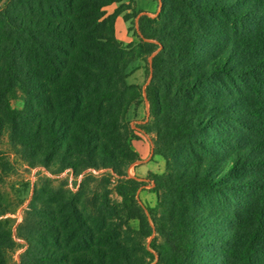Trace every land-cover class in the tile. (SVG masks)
I'll return each instance as SVG.
<instances>
[{"label":"trees","instance_id":"1","mask_svg":"<svg viewBox=\"0 0 264 264\" xmlns=\"http://www.w3.org/2000/svg\"><path fill=\"white\" fill-rule=\"evenodd\" d=\"M125 1L0 0V139L31 168L82 176H41L15 232L0 218V264H150L153 232L168 264H209L211 246L218 264H264V0H162L129 44L115 32L137 13ZM156 51L146 92L165 170L149 173L152 207L127 171L142 97L127 68ZM11 211L0 200V217Z\"/></svg>","mask_w":264,"mask_h":264},{"label":"rangeland","instance_id":"2","mask_svg":"<svg viewBox=\"0 0 264 264\" xmlns=\"http://www.w3.org/2000/svg\"><path fill=\"white\" fill-rule=\"evenodd\" d=\"M125 2L130 3L131 9L128 12H131L132 10H135L137 13H135L133 18H130L128 20H125L124 13L118 16L115 24L116 28V37L119 41H122L124 44H129L130 42L137 43L140 41V38L138 35L141 34L140 30V19L144 15H148L152 18H158L160 16L161 10H162V0H126ZM119 3H115L111 5L108 8V11H113ZM153 41V40H150ZM157 53L154 52L152 55H149L145 60L144 59H138L136 61H133L128 66V69L133 66L137 65L142 61V70H143V81L140 84L141 85V92L142 97L140 101L141 108L145 109L146 113L144 114V118L137 119V113H135V116L130 119L127 114V120L129 122L130 127L133 129V132L135 134L134 139L141 138V136H146L149 139H151V145H152V151L154 153V147H155V140L157 138V133L154 127V117L151 112V103L148 98L146 87L150 83V80L152 78V62L153 57ZM130 82L131 80L128 79ZM11 106L13 108L21 109L24 106L23 100L21 98L13 99L11 100ZM132 106L136 105L133 104ZM131 106V107H132ZM138 107V106H137ZM132 116V115H131ZM0 158L7 159L9 161V167L8 169L1 173L2 180L0 181V200H2L5 204H7L11 208V212L1 216L0 218H11V223L13 227V232H15L16 226L22 221L24 210L31 201L35 184L39 180L41 176L47 175L52 178H67L69 180V184L71 187H75L76 182H80L82 176H80L78 179H75L71 173L68 171L63 172L62 174L56 176L51 175L44 167H35L31 168L24 162V160L15 153V151L12 149V147L9 145L7 136H3L0 139ZM138 163V160L135 161L131 166L128 168V174L131 177H138L134 174L133 167ZM139 178V177H138ZM155 186V183L150 176V174L147 175L146 181L144 186L139 190V195L142 201L150 206L149 202V195L150 192H152L153 187ZM145 190L143 194L141 192ZM154 197L156 198V204H157V195L154 193ZM247 201L249 204L253 203L255 201L254 196L251 198L249 194H246V196L243 195V197H239V199H242ZM155 204V205H156ZM153 207V206H152ZM161 212L158 211L156 213V216H160ZM244 216V215H242ZM150 224L155 225L154 219H150ZM240 229H249L250 223L243 219L241 220V223L238 224ZM228 226H220L219 229L221 230H228ZM217 229L214 231L216 232ZM215 234V233H213ZM19 241V240H18ZM22 242V241H20ZM23 243V242H22ZM147 248L154 254L155 258L150 264H168L167 261V255L166 249H165V243L164 239L159 236L156 232H153L151 236L147 238L146 241ZM24 250V247H21L18 249V251L14 254L13 259L14 262L19 261V255ZM219 249L216 247H209L208 251H201L199 254V257L203 260H209V264H218L220 262V257L218 256ZM212 257H209V256Z\"/></svg>","mask_w":264,"mask_h":264},{"label":"crops","instance_id":"3","mask_svg":"<svg viewBox=\"0 0 264 264\" xmlns=\"http://www.w3.org/2000/svg\"><path fill=\"white\" fill-rule=\"evenodd\" d=\"M130 65V64H129ZM142 61L137 64L133 65L127 70L128 76H127V82L129 84H137L140 85L143 81V68H142ZM128 69V68H127ZM130 79L131 82L128 80ZM141 86V85H140ZM135 113H137V119H143L144 114L146 113L144 107L141 108L140 104L138 107L132 106L128 112V117L130 119L135 116ZM132 115V116H131ZM133 147L139 154V160L138 163L133 167L134 174L139 177V179L146 181L147 175L149 173H156L161 174L165 170V160L160 155H155L152 151V145H151V139L148 137L141 136L139 139H135L133 141ZM145 190L141 192L143 194ZM149 202L150 206H155L156 204V198L154 197V192H150Z\"/></svg>","mask_w":264,"mask_h":264}]
</instances>
